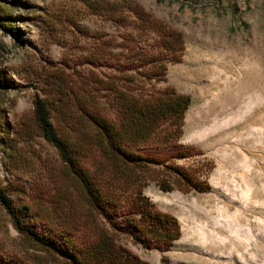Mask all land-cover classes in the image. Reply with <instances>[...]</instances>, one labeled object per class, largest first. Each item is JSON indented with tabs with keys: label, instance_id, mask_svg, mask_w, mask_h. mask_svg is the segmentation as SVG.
Wrapping results in <instances>:
<instances>
[{
	"label": "rangeland",
	"instance_id": "obj_1",
	"mask_svg": "<svg viewBox=\"0 0 264 264\" xmlns=\"http://www.w3.org/2000/svg\"><path fill=\"white\" fill-rule=\"evenodd\" d=\"M4 1L12 5L22 46L17 48L18 39L0 28V75L11 82L0 89L2 120L8 124L6 152L0 150V188H8L17 204L34 211L42 205L50 209L48 198L65 189L71 201L59 219L86 222L89 227L83 231L109 229L65 179L67 170L57 151L33 121V98L48 93L47 84L56 74L81 88L91 85L93 72L111 74L88 63L97 36L117 43L122 34L137 33L91 14L88 4L138 8L183 37L182 61L168 64L164 77L141 91L172 88L191 99L180 144L194 153L171 166L209 189L189 188L172 171L154 169L144 195L178 221L181 237L167 251L124 236L118 243L143 264H264V0ZM154 38L150 34L149 45ZM160 181L172 190L161 191ZM0 255L17 264H65L21 235L1 205Z\"/></svg>",
	"mask_w": 264,
	"mask_h": 264
},
{
	"label": "trees",
	"instance_id": "obj_2",
	"mask_svg": "<svg viewBox=\"0 0 264 264\" xmlns=\"http://www.w3.org/2000/svg\"><path fill=\"white\" fill-rule=\"evenodd\" d=\"M11 6L0 0V28L18 39L21 30ZM88 8L91 14L137 33L122 34L117 43L97 36L96 52L87 58L88 63L111 74L99 77L93 72L88 80L91 85L85 88L56 74L47 84L48 93L34 94L33 121L42 138L57 151L67 170L65 179L88 211L104 220L109 229L83 231L89 227L86 222L59 219L63 206L71 201V193L61 188L48 198L50 209L42 205L34 211L27 204H17L8 188H0V205L21 235L32 238L65 264H143L118 243L120 236L156 245L161 251L181 237L178 221L159 211L144 195L153 170L168 169L189 188L209 189L207 184L195 183L192 174L171 166L194 153L180 144L191 99L172 88L141 91L153 80L160 81L168 64L182 61L184 40L179 32L167 29L141 9L101 1ZM152 33L155 38L149 45ZM21 46L18 39L16 47ZM115 49H121V54H115ZM10 85L0 75V89ZM103 99L111 114L102 106ZM1 105L0 150L5 153L3 136L8 124L2 120ZM158 187L163 192L172 190L166 181H160ZM0 264L17 262L0 255Z\"/></svg>",
	"mask_w": 264,
	"mask_h": 264
}]
</instances>
